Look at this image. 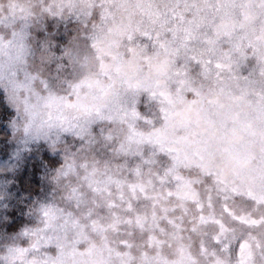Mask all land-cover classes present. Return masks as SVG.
Here are the masks:
<instances>
[{
	"label": "snow or ice",
	"instance_id": "6c2138e0",
	"mask_svg": "<svg viewBox=\"0 0 264 264\" xmlns=\"http://www.w3.org/2000/svg\"><path fill=\"white\" fill-rule=\"evenodd\" d=\"M0 90V264H264V0H0Z\"/></svg>",
	"mask_w": 264,
	"mask_h": 264
},
{
	"label": "rangeland",
	"instance_id": "374dc122",
	"mask_svg": "<svg viewBox=\"0 0 264 264\" xmlns=\"http://www.w3.org/2000/svg\"><path fill=\"white\" fill-rule=\"evenodd\" d=\"M52 27H53V29H55V28H57V27H63V25L61 24V25H56V23L53 21V23H52ZM0 91H2V90H0ZM4 127L6 128L7 127V124H6V120H5V122H4ZM10 131V130H9ZM40 174L39 173H37L34 177H30V179H32V180H34V181H36V182H39V180H40ZM0 211H6V212H11L12 211V209L9 207V208H7L6 210L5 209H0Z\"/></svg>",
	"mask_w": 264,
	"mask_h": 264
},
{
	"label": "trees",
	"instance_id": "16d2710c",
	"mask_svg": "<svg viewBox=\"0 0 264 264\" xmlns=\"http://www.w3.org/2000/svg\"><path fill=\"white\" fill-rule=\"evenodd\" d=\"M4 122H5V120H0V129L5 128L4 127ZM2 135H3V133H2V131H0V138H2Z\"/></svg>",
	"mask_w": 264,
	"mask_h": 264
}]
</instances>
